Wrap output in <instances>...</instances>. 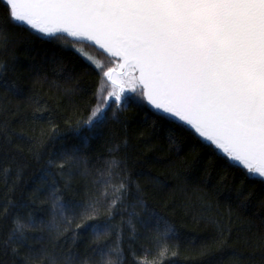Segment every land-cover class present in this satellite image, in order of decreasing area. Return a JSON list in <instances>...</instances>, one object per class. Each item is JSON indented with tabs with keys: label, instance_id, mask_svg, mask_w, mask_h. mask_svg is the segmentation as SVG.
Here are the masks:
<instances>
[{
	"label": "snow or ice",
	"instance_id": "6c2138e0",
	"mask_svg": "<svg viewBox=\"0 0 264 264\" xmlns=\"http://www.w3.org/2000/svg\"><path fill=\"white\" fill-rule=\"evenodd\" d=\"M9 28L26 32L53 53L44 66L57 79L38 75L34 87L47 83L67 97L84 91L81 78L57 58L61 43L71 45L85 74L96 78L95 107L78 127L98 128L109 111L115 117L136 107L146 121L167 130L173 144L175 130L191 141L193 151L238 177V209L253 197L244 191L246 183L264 192V0H0L5 45ZM44 66L32 70L38 74ZM0 87L10 95L23 94L15 82L0 79ZM34 97L28 99L37 105L31 116L35 123L47 108ZM79 151L73 147L49 158L28 203L0 205V218L11 225L0 235V256L8 258L0 264H158L147 252L143 257L131 252L129 260L123 248L124 215L133 233L132 218L138 215L128 211L125 200L144 204L143 189L123 161L106 160L81 188L70 180L61 187L57 175L64 177L67 168L71 177L72 169L86 163ZM80 174L86 177L87 169ZM117 215L121 221L113 223ZM156 239L163 258L176 232L168 227ZM258 243L264 246V235ZM174 249L173 257L178 245ZM208 251L205 246L200 255Z\"/></svg>",
	"mask_w": 264,
	"mask_h": 264
},
{
	"label": "trees",
	"instance_id": "16d2710c",
	"mask_svg": "<svg viewBox=\"0 0 264 264\" xmlns=\"http://www.w3.org/2000/svg\"><path fill=\"white\" fill-rule=\"evenodd\" d=\"M6 36V45L0 40V65L5 66L0 70V79L15 82L23 94L10 95L0 87V205L8 201L28 203L49 158L76 147L86 163L72 169L75 174L71 177L67 168L64 177L57 175L61 187L70 180L74 188H81L95 178L96 170L106 160L115 158L125 163L143 189V206L134 198L125 200L128 211L138 213L132 218L135 233L127 225V214L121 225L123 248L129 260L131 252L139 257L147 252L149 261L158 264H264V246L258 243L264 235V192L258 186L245 184L244 191L253 192V197L246 208L238 209L239 178L225 173L200 150L193 151L191 141L175 130L173 144L168 131L146 121L136 107L115 117L109 111L106 123L98 128L90 130L82 124L78 127L77 121L87 119L95 107L96 78L85 74L71 45L61 43L63 53L56 55L81 78L84 91L67 97L62 89H50L47 83L33 86L38 75L47 74L49 82L57 79L51 75L50 67L44 66L53 53L46 52L44 46L19 29L9 28ZM85 52L103 58L91 49ZM33 66H44V71L37 74ZM33 93L39 106L47 108L44 119L35 123L31 116L37 105L28 99ZM5 129L7 136L3 135ZM117 147L119 152H113ZM85 168L86 177L80 174ZM226 175L227 179H223ZM22 211L26 214L28 210ZM120 221L117 215L113 223ZM10 226V221L0 218V235ZM168 227L175 230L176 239L170 242L173 248L161 258L156 237ZM175 245L178 255L173 257ZM205 246L208 254L200 255ZM83 248L81 245V251Z\"/></svg>",
	"mask_w": 264,
	"mask_h": 264
},
{
	"label": "rangeland",
	"instance_id": "374dc122",
	"mask_svg": "<svg viewBox=\"0 0 264 264\" xmlns=\"http://www.w3.org/2000/svg\"><path fill=\"white\" fill-rule=\"evenodd\" d=\"M116 71H117L118 74L120 73V70L119 69H116ZM123 87H125L126 90H130L131 89V85L130 84H127V83H125L123 85Z\"/></svg>",
	"mask_w": 264,
	"mask_h": 264
}]
</instances>
